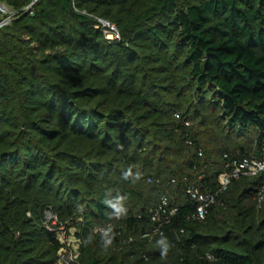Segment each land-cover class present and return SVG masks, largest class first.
Wrapping results in <instances>:
<instances>
[{"label": "trees", "instance_id": "16d2710c", "mask_svg": "<svg viewBox=\"0 0 264 264\" xmlns=\"http://www.w3.org/2000/svg\"><path fill=\"white\" fill-rule=\"evenodd\" d=\"M263 154L264 0H39L0 26V264H54L62 228L70 264H264L258 176L201 220L187 194Z\"/></svg>", "mask_w": 264, "mask_h": 264}, {"label": "built area", "instance_id": "2783aa9c", "mask_svg": "<svg viewBox=\"0 0 264 264\" xmlns=\"http://www.w3.org/2000/svg\"><path fill=\"white\" fill-rule=\"evenodd\" d=\"M39 0H29L20 9H13L7 6L5 3H0V26L9 23L15 16L20 13H33L34 6ZM101 22L102 31L105 33L107 38L116 39L119 38V32L116 26L105 20L99 19ZM240 176H258L260 181L255 190V200L258 208H264V154L262 156L250 155V156H240L225 160L223 163V168L219 172L217 177V188L214 191L202 190L197 186H192L187 189V194L190 198L196 203L195 210L192 213V217L198 220L205 218L208 209L211 205L217 202L218 193L222 192L229 182L233 179H236ZM150 180V179H148ZM174 182V179L170 181V184ZM168 196L167 194L161 195V203L159 206L154 208L151 212V219L154 221H161L166 218V215L163 214L165 210L162 209V205H167ZM176 208H172L169 212L173 213ZM45 216L52 220L54 217L49 211L45 212ZM158 225H156L152 232L144 233L143 236H152L153 233L160 232ZM97 231L108 232L107 229L103 226L96 227ZM152 233V234H151ZM62 241V239H60ZM65 243V246L59 253V257L54 264H70L73 262L77 256V244L73 247L69 245L67 239L62 241ZM76 242V241H75ZM110 240H108V243ZM211 257V255H208Z\"/></svg>", "mask_w": 264, "mask_h": 264}, {"label": "rangeland", "instance_id": "374dc122", "mask_svg": "<svg viewBox=\"0 0 264 264\" xmlns=\"http://www.w3.org/2000/svg\"><path fill=\"white\" fill-rule=\"evenodd\" d=\"M71 231H72V229H70L68 231V230L62 228L59 231V236H60V239H62V241L67 239L69 242V245H71V247H73L74 244L76 245V242H75V239H74Z\"/></svg>", "mask_w": 264, "mask_h": 264}, {"label": "clouds", "instance_id": "9594fccd", "mask_svg": "<svg viewBox=\"0 0 264 264\" xmlns=\"http://www.w3.org/2000/svg\"><path fill=\"white\" fill-rule=\"evenodd\" d=\"M130 173H126L125 175L127 176V175H129Z\"/></svg>", "mask_w": 264, "mask_h": 264}]
</instances>
